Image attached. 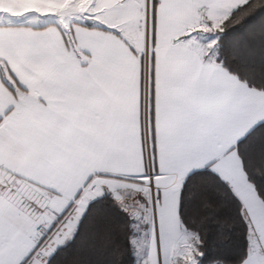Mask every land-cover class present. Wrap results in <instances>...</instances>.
<instances>
[{
	"label": "snow or ice",
	"instance_id": "1",
	"mask_svg": "<svg viewBox=\"0 0 264 264\" xmlns=\"http://www.w3.org/2000/svg\"><path fill=\"white\" fill-rule=\"evenodd\" d=\"M0 264H264V0H0Z\"/></svg>",
	"mask_w": 264,
	"mask_h": 264
}]
</instances>
